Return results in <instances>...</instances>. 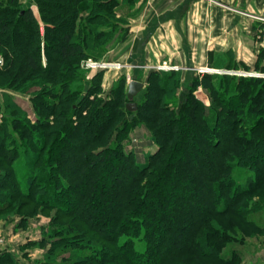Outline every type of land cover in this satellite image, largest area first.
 <instances>
[{
  "label": "trees",
  "instance_id": "1",
  "mask_svg": "<svg viewBox=\"0 0 264 264\" xmlns=\"http://www.w3.org/2000/svg\"><path fill=\"white\" fill-rule=\"evenodd\" d=\"M18 3L0 0V35L5 38L9 23L22 26L16 31L21 41L8 43L0 38V53L9 51L10 46L23 49L22 58L14 56L21 60L18 70L28 69L44 77V82L37 84V110L40 115H54L56 125L36 126L51 146L40 153L41 144L39 151L33 144L31 151L38 152L39 157L32 161L35 168L26 175L25 186L10 172L4 176L15 187L0 177V209L23 199L55 209L65 218L73 217L75 223L81 221L76 236L83 239L92 233L105 245L95 249V254L79 258L76 264H207L203 258L220 259L211 238L198 231L214 216L239 214L235 206L263 183L264 104L256 108L264 97V90L256 88L260 80H238L233 91L238 95L225 93L228 88L222 85L226 80L221 85L214 82L216 77L205 80L202 86L210 90L216 107L212 114L193 97L199 81H192L185 99L173 105L161 96L173 94L169 87L178 82L176 74L166 78L152 72L155 84L148 85L137 110L128 112L122 84L104 99L97 96L101 91L97 80L85 95H81V85L77 86L81 83L80 63L89 53L87 46L106 34L100 28L112 26L102 12L113 16L118 0H36L40 19L54 25L46 27L44 38L33 13ZM81 12L88 16L82 19L84 26L76 29ZM42 44L46 66L42 63ZM4 58L1 74L13 67L9 57ZM20 75L16 72L14 77ZM3 83H9L4 75L0 85ZM45 96H56L57 103L45 104ZM135 121L146 122L157 143L156 151L147 154L143 164L123 144ZM29 138L38 144L37 135L31 132ZM8 140L9 146L1 148L0 157L12 170L15 159L28 150L22 148L20 152L14 147L11 132L2 125L0 142ZM236 146L242 150L239 155L233 151ZM179 152L182 157L175 159ZM54 157L60 158L59 162L53 163ZM112 158L116 165L107 172ZM246 167L253 179L246 184L235 182L236 173ZM105 179L108 189L101 185ZM6 189L12 195L5 194ZM172 193L175 196L169 199ZM162 204H166L165 210ZM105 205L101 216L95 212ZM138 243L143 245L141 250ZM80 244V248L88 245Z\"/></svg>",
  "mask_w": 264,
  "mask_h": 264
},
{
  "label": "rangeland",
  "instance_id": "2",
  "mask_svg": "<svg viewBox=\"0 0 264 264\" xmlns=\"http://www.w3.org/2000/svg\"><path fill=\"white\" fill-rule=\"evenodd\" d=\"M2 1L6 2V0ZM143 2H146V0H118V5L113 9V16L102 12L107 17L105 20H111L112 26L100 28L106 34L101 38L97 37V40L93 41L91 46H87L90 54L88 53L87 57L81 61L79 67L80 78L78 81H81V83L77 86L81 85V95H85L87 88L95 83L94 80H97L101 88V91H98L99 94L97 92V96L102 99L108 98L110 91L122 84L127 99L128 84L130 81L136 80L144 84L141 92L133 99V102L137 104L144 98L148 85L151 84L153 86L155 84L152 72L161 73L166 78L167 74L174 73L178 82L169 87L170 92H173V94L171 93L168 97L163 95L161 98L165 99L167 103L175 105L176 102H181L185 99L186 94L191 90L192 81H199L201 84H198L194 90L193 97L204 105L207 113L214 114L216 107L213 106V95L210 90L202 86L205 80L216 77L214 82L217 85H221L226 80L225 84L223 83L224 85H222L228 88L225 93L238 95L235 92L233 93L234 85L238 80L258 78L260 82L256 85V88L264 90V72L240 71L234 73L227 69L219 71L212 66L198 68L181 67L167 61H162L156 65L136 66L128 62V60H131V57L127 55L128 51H126L127 54H123L120 57L121 60L116 59V54L120 51L119 47L128 40L131 34V24L137 21L130 19L138 16L143 11L141 8ZM18 4H20L21 8L29 9L33 13L39 34L41 38H44L46 27H54V25H49L40 19L36 0H19ZM87 16V12L80 13V19L75 23L76 29L84 26L85 21L82 19ZM20 28L22 26L17 23H9L5 38L2 35H0V38L8 40V43H12V41L13 43L15 41L19 42L21 39L17 35H20V33L16 31ZM77 31L75 32L77 33ZM88 33L90 32L87 31ZM21 51L23 49L17 45V47L10 46L9 51H4V54L0 53V67L6 63L4 55L9 57V62L13 66L12 70H5L4 73H0V78L4 75L5 81L9 82L8 85H5V83L0 85V131L3 125L5 131L11 132L12 138L15 140L12 145L19 148L20 152H22V148L28 150L23 156L19 155L15 159L12 170L8 169V163L4 165L6 159L0 157L2 163L0 177L2 180L6 179L13 187H15V184H11L4 174L7 175L10 172L12 176L13 174L17 175V178L25 186L26 175L35 168V166L31 167L32 161L34 158L39 157L37 155L38 152L31 151L33 144L35 150L38 151V147L41 144L43 150L40 153L46 152L51 146L50 141L42 138V131L36 126L45 124L49 126L56 125V121L52 118L54 115H47L45 112L41 113V115L38 114L36 101L39 97H36V94L39 91V86L37 84L44 82V77L38 73L33 74L28 69L26 71L18 70L21 63L20 58L23 56ZM41 53L42 63L46 66L47 59L44 54L43 44ZM18 55H20V58H14V56ZM87 64H103L104 66L100 68L89 67ZM162 67L166 69H162ZM16 72H20L19 78L14 77ZM226 78H231V80ZM226 82L228 83L226 84ZM157 84H161L158 79ZM47 85L50 87L49 83ZM94 96L95 94H92L91 98ZM56 101V96L52 98L45 96L44 99L45 104L48 105L57 103ZM127 102L128 100H126ZM263 104L264 97L262 96L256 108L261 107ZM173 105H169V107H173ZM57 118L59 119V116ZM71 121L74 122L75 119ZM73 127H75V124ZM129 127L123 144L127 151L133 152L137 161L143 164L146 162L147 154L156 151L157 143L153 139V133L146 122L135 121L134 125L132 124ZM31 132L32 135L38 136V144L29 138ZM50 138L53 139L54 136ZM5 145L9 146V140L6 143L5 141L0 142V151ZM234 149L235 155L241 153V149L237 146ZM43 156L44 154L41 157ZM180 157H182V152H179L175 159ZM59 160L60 158L54 157L53 163L59 162ZM248 162L247 160L246 164ZM114 165H116V159L112 158L105 171L109 172ZM252 166H254L253 161ZM234 178L235 182L246 184L253 179V173L247 167L241 168ZM262 180L263 183L258 188L248 195L240 205L235 206L240 211V213L238 212L239 214L226 213L214 216L201 226L198 232L200 234L204 232L205 237L211 238L210 244L215 245L220 258L217 261L203 258L205 262H208L207 264H264V178ZM172 181L168 182L172 183ZM107 182L109 181L106 179L101 182V185L105 186L103 188L108 189L106 187ZM4 191L5 194L12 195V191L9 189ZM174 196L172 193L168 198L172 199ZM22 201L23 199H16L11 206L0 209V258L4 257L2 262H0L1 264H5L7 261V264H10V261L15 264H76L77 260H80L79 258L95 254V249L105 245L101 241H96V237L92 233H86L85 236H82L83 239L76 236V234H79V230L76 227L82 224L81 221L75 223L73 217L65 218L55 209H45L34 203ZM4 204L6 203L4 202ZM161 207L165 210L166 204H162ZM106 209L105 205L100 211L97 210L95 212L101 216ZM81 242H86L88 245L80 248ZM137 248L141 250L143 248L142 243H138ZM86 264L91 263L87 262Z\"/></svg>",
  "mask_w": 264,
  "mask_h": 264
},
{
  "label": "crops",
  "instance_id": "3",
  "mask_svg": "<svg viewBox=\"0 0 264 264\" xmlns=\"http://www.w3.org/2000/svg\"><path fill=\"white\" fill-rule=\"evenodd\" d=\"M141 8L116 59L128 51L136 66L264 72V0H146Z\"/></svg>",
  "mask_w": 264,
  "mask_h": 264
},
{
  "label": "water",
  "instance_id": "4",
  "mask_svg": "<svg viewBox=\"0 0 264 264\" xmlns=\"http://www.w3.org/2000/svg\"><path fill=\"white\" fill-rule=\"evenodd\" d=\"M144 84L142 82L133 80L130 81L128 84V91H127V100L126 109L129 112H134L137 110L136 104L133 102L135 96H137L141 90L143 89Z\"/></svg>",
  "mask_w": 264,
  "mask_h": 264
},
{
  "label": "built area",
  "instance_id": "5",
  "mask_svg": "<svg viewBox=\"0 0 264 264\" xmlns=\"http://www.w3.org/2000/svg\"><path fill=\"white\" fill-rule=\"evenodd\" d=\"M209 2H213V0H207ZM89 67H103L104 65L103 64H87ZM162 69H166V68H163Z\"/></svg>",
  "mask_w": 264,
  "mask_h": 264
}]
</instances>
